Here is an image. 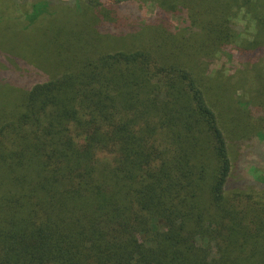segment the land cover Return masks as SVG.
I'll return each instance as SVG.
<instances>
[{
	"label": "trees",
	"instance_id": "1",
	"mask_svg": "<svg viewBox=\"0 0 264 264\" xmlns=\"http://www.w3.org/2000/svg\"><path fill=\"white\" fill-rule=\"evenodd\" d=\"M31 2L0 31V264H264V0Z\"/></svg>",
	"mask_w": 264,
	"mask_h": 264
},
{
	"label": "rangeland",
	"instance_id": "2",
	"mask_svg": "<svg viewBox=\"0 0 264 264\" xmlns=\"http://www.w3.org/2000/svg\"><path fill=\"white\" fill-rule=\"evenodd\" d=\"M68 0H60V3H65ZM31 0H15V4L13 2H9V0H0V31L1 32H20L21 30H25V26L29 24V19L27 16L30 13L31 10ZM151 8H148L150 10ZM51 12V10H50ZM50 14L47 10L42 13L41 17L33 21L29 25H35L36 23H42L44 20V16H47ZM48 17V16H47ZM71 31V28L69 26L65 27L63 32L65 34H69ZM80 39V37H78ZM40 40V39H37ZM42 40H50L49 35L46 36V38L42 37ZM7 43H9L7 41ZM12 43L13 40H12ZM5 45L0 44V55L7 58V61H11L14 63V59L10 57V53H5L3 48H5ZM178 56H181L180 58H186L188 61L193 65L196 66L199 58L198 52L190 45L185 44V47L182 49V51L179 53ZM210 69H216L221 70V74L231 75L235 71L234 68L239 66V62L236 60L229 59L228 56H221L219 58L214 59V61L210 64ZM209 69V67H208ZM207 69V72H208ZM201 70V69H200ZM199 70V72H200ZM244 72H240L237 77H239L240 83L242 82V76ZM213 77V76H212ZM223 86L218 84L217 85V94L216 98L218 102L224 101V93H223ZM254 89H255V95L254 99L257 101L252 109L253 117L254 118H261L264 117V109L260 107V103L264 102V78H257L256 82H254ZM238 95H243L245 99H248L249 94L245 93L243 90H237ZM237 95V96H238ZM241 100V99H240ZM239 100V101H240ZM253 106V104H252ZM226 115L228 120L231 123L232 128H238V125H240V120L238 116L233 113L232 109L226 110ZM231 135H233V132H230ZM264 142V139L262 140ZM255 164H259L256 166ZM249 168L252 167L254 171H251V174L249 176V173L245 171L246 175L252 178L253 180H260L261 182H264V161H259V163H253L250 162ZM248 168V169H249ZM252 170V169H251Z\"/></svg>",
	"mask_w": 264,
	"mask_h": 264
}]
</instances>
